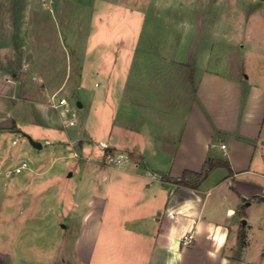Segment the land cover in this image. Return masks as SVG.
Instances as JSON below:
<instances>
[{"label":"crops","instance_id":"obj_1","mask_svg":"<svg viewBox=\"0 0 264 264\" xmlns=\"http://www.w3.org/2000/svg\"><path fill=\"white\" fill-rule=\"evenodd\" d=\"M96 1V12L113 3ZM47 2L25 0L12 25L23 31L20 44L26 29L47 27ZM255 5L264 24V0ZM4 13L5 33L12 22ZM91 36L90 59L98 65L88 104L68 100L81 110L78 132L70 138L66 128L73 126L63 115L39 123L55 135L44 139L49 164L38 163L34 173L74 177L72 207L64 215L28 212L37 202L27 185L14 183L2 202L0 264H264V33L233 45L243 54L217 69L162 55L145 59L136 53L139 36L125 41L123 53L116 47L122 37L93 43ZM12 123L15 131L28 122ZM71 144L82 157L76 174L53 165ZM108 152L130 158L118 165L96 160ZM208 160L221 163L196 177ZM184 171L186 183H178ZM69 180L58 184L69 188ZM81 188L89 190L82 211ZM60 223L68 234L55 236ZM185 233L193 235L189 245L180 242Z\"/></svg>","mask_w":264,"mask_h":264},{"label":"rangeland","instance_id":"obj_2","mask_svg":"<svg viewBox=\"0 0 264 264\" xmlns=\"http://www.w3.org/2000/svg\"><path fill=\"white\" fill-rule=\"evenodd\" d=\"M95 1L48 0L47 27L26 29L23 35L27 43L20 44L23 31L14 28L13 21L19 20L18 12L24 7L25 0H0V10L5 7L8 11L4 13L7 24L12 22L5 33L0 30V45L4 49V56L1 53L3 58H0V215L5 213L3 203L14 193L11 188L17 182L27 185L29 188L26 189L31 193L27 194L28 198L32 196L31 199L37 202L28 212L39 215L56 211L60 215L62 211L61 215H64L66 209L72 207L69 189L75 188L74 177L69 180L64 174L59 177L43 170L34 173L38 163H43V169L49 164L50 155L46 152L51 144L45 143L44 139L55 135V130L39 123L63 120L60 108L52 106L54 94L55 99L64 96L75 102L78 98L88 104L92 66L98 65L90 59L91 49L95 48L90 44L91 33L93 43L97 38L110 42L115 37H122L118 40L120 43H116L122 53L125 52V41L139 36L136 53L144 55L145 59L169 56L178 61H189L195 67L206 65L212 69L243 54L240 47L235 49L238 42H251L255 36L264 33V24H260L251 11L257 0H112V6L105 5L111 0H97V5H105L97 12L92 7ZM0 17L3 20L2 14ZM95 25L97 30L93 28ZM10 54L15 56L13 62L8 60ZM7 73L11 77H6ZM6 83L10 85H4ZM37 101L42 105L37 106ZM73 109V116H66L75 120L73 127L66 128L70 138H74L80 128V122L76 120L80 118L81 110ZM12 121L28 123L13 131ZM63 137L67 141L66 136ZM29 138L40 142L43 148L34 149ZM71 145L53 165L66 169L65 173L73 171L76 174L82 157L77 150L78 144ZM73 151L77 158L71 156ZM96 160L107 164L105 157ZM22 161L28 164V169L17 175L10 173ZM68 180L69 188L67 185L60 187ZM79 191L78 209L82 211L89 190L81 188ZM61 223L55 236L63 232L68 234L61 228ZM65 238L68 241L70 237Z\"/></svg>","mask_w":264,"mask_h":264},{"label":"built area","instance_id":"obj_3","mask_svg":"<svg viewBox=\"0 0 264 264\" xmlns=\"http://www.w3.org/2000/svg\"><path fill=\"white\" fill-rule=\"evenodd\" d=\"M51 103L52 106L54 108H60V113L63 116H67V114H71V116H73L74 111L72 109V107L69 104V101L67 100L66 97L62 96V97H58L57 99H55V94L53 95V97L51 98ZM75 120L73 118L68 119L67 120V124L69 126L74 125ZM97 146L100 147L101 149H106L108 146L106 145V143L99 141L97 143ZM222 147H225L224 144H222ZM73 156H76L77 153L75 151L72 152ZM128 156L126 154L123 153H119L116 155H113L111 153H106L105 155V161L109 164H114V165H118L120 164V162L123 159H127ZM28 167V164L25 161L20 162L19 165L15 166L13 169V173H20L22 170L26 169ZM262 196H264V188H263V193ZM193 240V235L191 233H185L182 235L180 242L182 245H189L192 243Z\"/></svg>","mask_w":264,"mask_h":264},{"label":"trees","instance_id":"obj_4","mask_svg":"<svg viewBox=\"0 0 264 264\" xmlns=\"http://www.w3.org/2000/svg\"><path fill=\"white\" fill-rule=\"evenodd\" d=\"M220 163H221V162H213V161L208 160V161L206 162V166L204 167V169H203L200 173L195 174L196 177L200 178V177L205 176V175L209 172V170H211L215 165H218V164H220ZM225 164L228 166L227 163H225ZM188 174H189V172L184 171L183 174L181 175V177L177 180V182H178V183H183V184L186 183V182H185V177H186Z\"/></svg>","mask_w":264,"mask_h":264},{"label":"water","instance_id":"obj_5","mask_svg":"<svg viewBox=\"0 0 264 264\" xmlns=\"http://www.w3.org/2000/svg\"><path fill=\"white\" fill-rule=\"evenodd\" d=\"M29 140H30L31 144H32L34 147H36V148H38V149H40V148L42 147V145H41L40 142H36V141H34L32 138H29Z\"/></svg>","mask_w":264,"mask_h":264}]
</instances>
